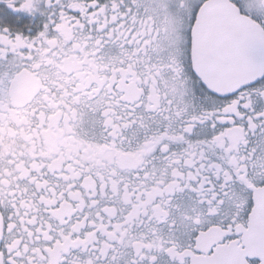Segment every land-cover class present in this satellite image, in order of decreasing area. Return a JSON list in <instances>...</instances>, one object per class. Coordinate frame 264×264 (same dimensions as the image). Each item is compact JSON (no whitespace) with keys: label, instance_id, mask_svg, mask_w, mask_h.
Returning <instances> with one entry per match:
<instances>
[{"label":"snow or ice","instance_id":"snow-or-ice-1","mask_svg":"<svg viewBox=\"0 0 264 264\" xmlns=\"http://www.w3.org/2000/svg\"><path fill=\"white\" fill-rule=\"evenodd\" d=\"M0 264H264V0H0Z\"/></svg>","mask_w":264,"mask_h":264}]
</instances>
